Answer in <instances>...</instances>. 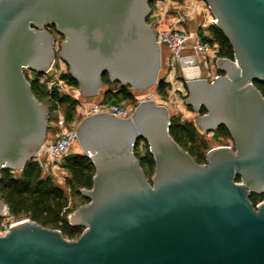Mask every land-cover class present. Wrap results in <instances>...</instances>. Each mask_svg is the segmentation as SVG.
<instances>
[{
  "label": "water",
  "instance_id": "water-1",
  "mask_svg": "<svg viewBox=\"0 0 264 264\" xmlns=\"http://www.w3.org/2000/svg\"><path fill=\"white\" fill-rule=\"evenodd\" d=\"M152 0H0V175L22 172L48 137L50 110L24 69L47 71L58 56L83 96L109 81L146 91L159 84L162 49L148 23ZM234 59L215 81L182 59L188 106L206 112L203 132L225 127L234 148L199 164L170 133L168 108L137 106L129 119L100 113L78 127L95 167L90 201L70 215L76 240L30 219L0 235V264H264V0H204ZM51 28L64 39L56 50ZM149 146V178L135 147ZM252 195L260 196L258 203ZM8 206L0 195V219Z\"/></svg>",
  "mask_w": 264,
  "mask_h": 264
},
{
  "label": "trees",
  "instance_id": "trees-1",
  "mask_svg": "<svg viewBox=\"0 0 264 264\" xmlns=\"http://www.w3.org/2000/svg\"><path fill=\"white\" fill-rule=\"evenodd\" d=\"M210 34L212 37H205V40L212 44H218L217 55L233 60V49L224 34L215 25L210 27ZM68 78L70 84L77 88L79 87L78 82L71 75H68ZM103 81L106 90L100 94L101 100L99 102L121 104L120 101L122 99L137 100L131 92L130 87L109 81L107 75L103 76ZM255 85L264 95V83L257 81ZM32 89L35 96L46 104L50 113L58 105L61 108L65 106L68 109L65 114L67 121H71L74 118L73 114L77 104L76 99L67 95L55 94L54 102H48L46 100V93L34 82H32ZM157 92L159 94H166V83L163 80H160ZM205 112V108H202L199 114L202 115ZM170 133L176 142L195 159L191 148L187 147L188 142L193 141L195 138V125L193 123L181 124L171 117ZM215 133L222 137L230 138L229 132L223 126L218 128ZM141 142H144V140H139L135 147V152L139 149ZM147 147H149L148 144ZM137 157L146 175V168L155 169V162L150 152L145 156ZM195 160L199 163V160ZM63 162L65 168L70 173L68 187L88 203L90 200L82 196L81 190L91 189L93 186L95 167L92 160L85 154H69L64 158ZM0 195L3 202L8 206L9 214L14 218L25 216L47 228L60 230L70 240L78 238L84 231L83 227L73 226L69 221L68 217L73 211L69 206L70 201L64 190L54 182L51 175H44L38 163L34 160L29 162L22 172L2 171L0 175ZM259 197L258 195H252V202L257 204ZM261 197L264 200V194Z\"/></svg>",
  "mask_w": 264,
  "mask_h": 264
},
{
  "label": "built area",
  "instance_id": "built-area-1",
  "mask_svg": "<svg viewBox=\"0 0 264 264\" xmlns=\"http://www.w3.org/2000/svg\"><path fill=\"white\" fill-rule=\"evenodd\" d=\"M159 3H161V8L158 13L152 14L151 12L149 24L156 34L161 49L164 47L169 53L165 66L166 74L162 79L163 82L172 84L173 81H177L179 83L177 90L183 91L186 89V79L181 74L183 69L182 59L185 56L196 57L201 79L213 82L223 75L218 68V60L222 58L217 55L218 44L206 41L205 37H208V35L201 30L192 31L185 29L182 25L183 16L179 13L180 6L176 5L177 3L169 0L166 3ZM171 3L174 4L172 10L170 7ZM192 4L194 12L197 9L208 12L211 16V25H215V19L204 0H194ZM168 18L170 20H167ZM57 60L62 61L60 58L55 59L52 66L43 73H37L25 68V74L31 83L34 82L46 93L48 102H54L55 94L70 95L76 99V88L70 84L64 66L61 63H57ZM146 101L157 102L153 95H147L137 98L136 106ZM53 113L56 114V119L53 120V129H49L47 141L34 159L43 173L56 171L64 158L70 154L72 147L78 141L79 124L84 120L100 113H108L120 119H129L133 115L122 104L89 102L86 99L77 100L76 114L71 121H67L60 105L53 109ZM5 215H10L8 209ZM15 223L7 221L2 224L0 235H4Z\"/></svg>",
  "mask_w": 264,
  "mask_h": 264
},
{
  "label": "rangeland",
  "instance_id": "rangeland-1",
  "mask_svg": "<svg viewBox=\"0 0 264 264\" xmlns=\"http://www.w3.org/2000/svg\"><path fill=\"white\" fill-rule=\"evenodd\" d=\"M168 0H152L151 2V9H152V14L158 13L159 9L161 8V3L163 2L166 3ZM171 2L177 3L176 5L180 6L179 13L180 15L183 16V27L187 30H201L208 35L209 38L212 37L210 34V27L212 26L210 23L211 16L209 15L208 12L202 11V9H197L194 12V6L192 3H194V0H169ZM203 4V3H202ZM174 4H170L171 10L173 9ZM151 14V15H152ZM150 15V17H151ZM174 15V14H173ZM172 18V17H171ZM167 20H170L168 18ZM148 23H150V18L148 19ZM51 32L54 33L55 38H56V50L57 52L59 51V47L61 42L63 41V37L58 35L55 31L54 28L50 29ZM169 57V53L167 50H165L164 47H162V65L159 73V80H162L166 74L165 66L167 64ZM59 58L58 56L56 59ZM57 63H61L64 66V69L67 73V75L70 74V68L67 65L66 62L63 60L60 62L57 60ZM165 83V82H164ZM173 84V85H172ZM167 83L166 82V94H159L157 92V86L158 84H155L154 86L150 87L146 91H134L133 89L130 88L131 92L135 96V98H141L147 95H153L156 98V101L159 103L164 104L168 110H169V115L170 117H173L177 122L181 124L185 123H193L196 128V133H195V138L193 141L188 142V148H191L193 155H195V159L199 160L200 164H206V158L207 154L211 149H214L219 146H230L234 148V142L231 138H225L220 135H218L215 132H203L200 130V128L197 126L196 121L197 118L200 116L198 111H195L192 107L188 106L187 101H188V90L187 87L183 91H179L177 81H173V83ZM76 88V94L75 98L77 100H83L86 99L89 102H99L101 100V95L104 90H106V86H104L100 92V94L97 97L94 98H87L82 95L80 88ZM69 97L73 98L72 96L69 95ZM74 99V98H73ZM46 102V101H45ZM120 103L127 107V109L131 112L134 113L135 109L137 108V102L132 99L126 100L122 99ZM49 105V103H47ZM46 106V104H44ZM47 107V106H46ZM49 109V108H48ZM67 107L63 106L62 111L64 114L67 113ZM76 110V109H75ZM75 112H74V117H75ZM50 118H51V123L49 126V129L52 130L54 123L53 120L56 119V114L53 113V111L50 113ZM80 125V124H79ZM49 132V131H48ZM149 152V147H147V143L141 142L139 149L136 150L135 155L137 153V156H145ZM71 155L73 154H84L82 152L81 145L79 141L75 143V145L72 147ZM146 173L149 178L154 173V169H148L146 168ZM44 175H51L53 178L54 182L60 186L65 194L68 196L69 201H70V208L73 212H75L80 206L87 204V201H85L80 195L76 194L75 192H72L70 188L68 187V177L70 176L69 171L67 168H65V164L62 161V163L58 166L57 170L54 172H49V173H43ZM258 203V202H257ZM72 212V213H73ZM71 213V214H72ZM70 214V215H71ZM70 215L68 218H70ZM25 219H29L25 216H20L17 218L12 217L11 215H4L0 219V230L2 227V224L5 222H19ZM77 238H74L73 240H76Z\"/></svg>",
  "mask_w": 264,
  "mask_h": 264
},
{
  "label": "crops",
  "instance_id": "crops-1",
  "mask_svg": "<svg viewBox=\"0 0 264 264\" xmlns=\"http://www.w3.org/2000/svg\"><path fill=\"white\" fill-rule=\"evenodd\" d=\"M101 99V98H100Z\"/></svg>",
  "mask_w": 264,
  "mask_h": 264
},
{
  "label": "flooded vegetation",
  "instance_id": "flooded-vegetation-1",
  "mask_svg": "<svg viewBox=\"0 0 264 264\" xmlns=\"http://www.w3.org/2000/svg\"><path fill=\"white\" fill-rule=\"evenodd\" d=\"M231 138V137H230Z\"/></svg>",
  "mask_w": 264,
  "mask_h": 264
}]
</instances>
